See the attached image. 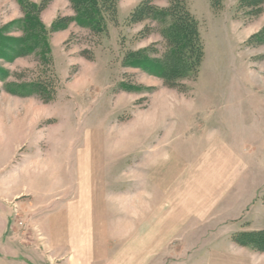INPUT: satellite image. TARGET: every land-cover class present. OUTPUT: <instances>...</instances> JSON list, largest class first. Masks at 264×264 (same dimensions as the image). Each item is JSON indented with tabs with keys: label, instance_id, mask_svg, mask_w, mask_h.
<instances>
[{
	"label": "rangeland",
	"instance_id": "obj_1",
	"mask_svg": "<svg viewBox=\"0 0 264 264\" xmlns=\"http://www.w3.org/2000/svg\"><path fill=\"white\" fill-rule=\"evenodd\" d=\"M143 1L118 0L117 22H108L103 34L74 23L53 32L51 68L34 53L0 60L8 72L0 78V264H126L119 259L126 247L129 264H206L201 249L212 247L182 244L179 230L172 239L152 240L151 227L166 221L170 207L169 184L153 176L188 170L200 177L208 145L234 146L236 168L261 181L249 202L252 221L233 224L264 228V43L250 41L264 27V9L250 16L240 0L217 6L188 0L205 55L197 76L170 87L126 65L125 55L140 49L149 48L151 57L166 50L165 24L128 21ZM73 14L69 0H48L40 17L50 27ZM22 15L17 0H0V28ZM51 71L57 76L52 101L5 89ZM177 157L186 159L185 169L168 164ZM199 180L190 184L189 206L208 208L215 193ZM142 249L144 262H133ZM250 254H260L257 264H264V252Z\"/></svg>",
	"mask_w": 264,
	"mask_h": 264
},
{
	"label": "trees",
	"instance_id": "obj_2",
	"mask_svg": "<svg viewBox=\"0 0 264 264\" xmlns=\"http://www.w3.org/2000/svg\"><path fill=\"white\" fill-rule=\"evenodd\" d=\"M118 0H69L73 15L58 17L52 26L45 25L40 13L48 0L40 4L31 0H17L23 15L0 28V60L12 62L31 54L40 56L43 65L52 67V45L50 35L67 29L71 23L97 34L107 32L108 22H117ZM219 0H212L214 6ZM239 6L247 8L248 14L263 12L264 0H240ZM130 23L151 20L165 24L161 32L166 50L161 56L151 57L149 48L140 49L130 56L125 55L126 65L140 68L151 75L162 78L170 87L180 85V80L197 76L205 55V45L200 33V23L189 9L188 0H169L167 7H159L152 0H144L128 17ZM21 35H12L15 31ZM12 33V34H11ZM264 43V27L250 41ZM152 52V51H151ZM50 73V72H49ZM7 70L0 67V78L5 80ZM57 76L51 71L45 79L24 83L9 82L6 91L21 97L38 96L43 101H52L57 92ZM125 89L128 85L122 84ZM233 241L256 252H264V229L239 231Z\"/></svg>",
	"mask_w": 264,
	"mask_h": 264
},
{
	"label": "crops",
	"instance_id": "obj_3",
	"mask_svg": "<svg viewBox=\"0 0 264 264\" xmlns=\"http://www.w3.org/2000/svg\"><path fill=\"white\" fill-rule=\"evenodd\" d=\"M181 159L186 161L185 158L177 157L168 164L174 166V168L177 166L184 167L186 163L184 164ZM236 160H238V156L234 146L226 145V147L217 150L213 145H208L203 150L202 157L198 163L203 173L200 177L189 174L188 170L185 174L181 173L179 177H177L179 174L176 175V173L164 177L161 175H159L160 177L154 175L153 177L159 179L160 182H167L169 184L168 187H164V189H168L166 193L168 194L170 207L167 208L168 218L166 221H164L163 224H159L161 220L157 219L158 221L151 227L152 240H161V238L163 240L168 238L172 239L173 231L179 230L183 232V237L181 236L182 238H179L182 244L188 245V242L191 241V244L193 243V245L195 244V246H200L201 248L212 247L209 251H206L207 253L204 249H201V256H205L206 264L259 263L258 256H260V254H256L254 257L250 254L249 248L236 244L232 239V235L239 231L257 229L244 228L246 224L240 226L239 221L234 224L233 222L244 217H247L245 223L249 224L252 221L253 217L250 218L249 214L251 211H254V208L250 211V203L255 197V188L261 183V181L257 183L256 177L242 174L241 171L236 168ZM194 165L190 162L187 166L194 167ZM148 179H150V177ZM198 179H200V182H197L199 184L201 183L200 185L202 187L205 184H210L207 186L208 190L215 193V196L208 202V204H210L208 208H191L189 206L190 189H192V185L190 184H192V182L196 183ZM145 180L146 178L142 177L140 181L145 182ZM255 183H257V185ZM161 213V208H158L156 214L161 215ZM240 227H242V229H240ZM259 229L262 230L264 228ZM162 231H169V233L167 235L164 233L161 234ZM211 232L212 235H217L214 236L213 241H209L208 239ZM217 232L221 233L217 234ZM143 238V234L137 235V241H141L140 245L137 243L140 247H145V243L142 240ZM122 241L127 243L128 239L125 238ZM143 251L142 249L133 262H144L143 257L145 251ZM129 254L130 250L126 247L124 252L119 256L121 263H130L127 261L130 257ZM186 256L191 255L188 253ZM94 261L97 262L98 260ZM116 262H118V260H116Z\"/></svg>",
	"mask_w": 264,
	"mask_h": 264
}]
</instances>
